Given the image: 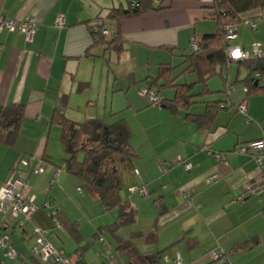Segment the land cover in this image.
<instances>
[{"label":"crops","instance_id":"0c3cea01","mask_svg":"<svg viewBox=\"0 0 264 264\" xmlns=\"http://www.w3.org/2000/svg\"><path fill=\"white\" fill-rule=\"evenodd\" d=\"M130 1L0 0L1 16L21 22L31 18L37 25L30 41L18 30L0 32V114L10 105H21L25 111L15 145H0V190L22 158L34 157L33 167L44 164L42 174L26 180L25 194L39 206L33 223L50 230L57 249L76 264H104V246L95 238L94 246L89 245L84 225L88 212L107 211L95 193L84 196V184L65 170L56 149L61 129L50 121L56 113L77 123L97 119L111 125L124 120L135 156L119 163L121 196L136 213L134 224L144 225L131 233L141 240L131 237L139 253L150 264H175L178 255L182 264H221L211 256L221 250L231 264H264V190L245 193L263 177L264 161L258 164L250 155L233 152L262 138L264 77L255 75V86L262 91L248 95L244 91L248 71L232 62L222 76L208 81L209 94L195 100L188 111L172 114L162 104H150L140 95V89L150 88L147 80L156 78L163 65H172L178 76L185 56L192 53V42L215 34L219 27L211 17L212 0H167L160 11L110 19L113 10L127 11ZM60 18L65 21L62 28L56 26ZM244 18L255 20L257 29L239 24L232 46L253 55V46L258 45L264 57V10ZM96 24L98 31L93 29ZM101 29L118 34V43L111 46L113 37L106 38ZM196 80L187 75L177 84ZM230 84L239 88L225 95ZM152 91L161 101L175 98L174 89ZM200 91L198 87L195 92ZM218 101L226 107L211 125L199 129L188 119V114L203 115L207 104ZM243 103L249 123L238 110ZM216 154L226 159L218 160ZM19 171L26 168L19 166ZM213 175L216 179L210 183ZM140 185L149 191L147 196L130 193L131 187ZM109 226L100 223L94 233ZM1 232L11 236L26 264H53L32 256L35 241L29 230L8 223ZM110 247L120 264H135ZM0 264L22 261L7 258L0 249Z\"/></svg>","mask_w":264,"mask_h":264},{"label":"trees","instance_id":"16d2710c","mask_svg":"<svg viewBox=\"0 0 264 264\" xmlns=\"http://www.w3.org/2000/svg\"><path fill=\"white\" fill-rule=\"evenodd\" d=\"M155 7L151 0H132L129 2L127 11L117 9L110 14V19L120 21L123 18L144 14L148 11H160L164 8ZM213 7L211 17L217 22L218 30L215 34H207L195 42L197 51L185 56L182 65L185 68L178 76H174L176 68L172 65H163L158 76L147 80L149 89H156L157 92L174 89L175 98L172 101H161L172 114H180L188 111L195 100L206 97L208 81L215 76H222L228 64V45L225 41L226 29L231 26H238L246 19L244 15L252 11H263L264 0H212ZM99 24L94 28H99ZM103 30V29H101ZM108 42L111 46L119 41L118 34ZM101 43H105L100 38ZM248 71V77L244 84L248 89V95L262 91L255 86V75L264 77V57L250 58L247 61L239 62ZM187 75H195L197 80L194 83L177 84L178 81ZM201 91L196 93V88ZM227 94V90L224 91ZM159 98V97H158ZM153 105V104H152ZM225 102L209 103L203 115L188 114L187 117L194 122L199 129L211 125L217 114L225 109ZM24 107L21 105H10L4 108L0 114V145L13 146L16 143L21 122L24 118ZM51 126H58L61 129V143L67 155L65 159V170L73 177L87 185L89 190L95 193L101 206L107 212L118 210V221L106 228L98 230L94 238L98 240L105 231H110L118 240V251L123 256L133 258L135 264H150L149 258L141 255L130 239H124L117 234L124 226L136 222L137 216L129 203L122 199L123 180L119 172V163L122 159L133 158V150L130 140L131 131L124 120L108 125L103 121L92 119L83 123H77L56 113L50 121ZM83 155V159L80 156ZM68 256V255H67Z\"/></svg>","mask_w":264,"mask_h":264},{"label":"built area","instance_id":"2783aa9c","mask_svg":"<svg viewBox=\"0 0 264 264\" xmlns=\"http://www.w3.org/2000/svg\"><path fill=\"white\" fill-rule=\"evenodd\" d=\"M155 7H162L165 0H151ZM245 25L249 26L250 29H257V22L255 20H245L243 22ZM65 21L60 18L56 26L59 28L64 27ZM37 25L31 19L28 18L26 21L21 22L14 19H8L0 15V32L8 31L15 32L20 31L26 35L27 39L30 41L36 31ZM98 31V28H94ZM102 35L106 38L113 37L114 35L107 31L101 30ZM237 38V26H231L226 29L225 41L228 45V64L232 62H243L250 58H262L263 56L259 52L258 45L253 46V55H251L247 50L236 48L232 46V42ZM191 49L193 51L198 50V46L195 40L192 42ZM239 86L230 84L227 86V94L231 95L235 92ZM245 93H248V89L244 88ZM141 96L148 100L150 104H156L159 102V98L156 92L145 90L141 91ZM239 112H241L249 123L251 118L247 112L246 103H243L238 107ZM233 152L242 155H250L253 160L258 164H262L264 161V132L262 138L250 142L248 144L239 145ZM218 160H225L226 155L216 154ZM35 158H22L14 166L9 180L6 182L4 187L0 190V249L5 252V256L9 259H20L22 264H26L28 260L25 255L17 252L11 244V236L8 233H2L1 231L7 226L8 223L15 224L20 229L29 230L32 235L35 245L32 249V256L40 258L44 263L53 264H76L73 259L67 256L64 252L57 249L55 243L51 238V231L41 226L35 225L33 223V215L39 209V206L35 202L34 197L27 196L25 194L26 180L30 175H40L45 171V165L41 164L37 167H33V162ZM19 166L26 168V172L21 173L19 171ZM191 165L187 164L185 166L186 170L191 169ZM58 176V175H57ZM216 179V175L209 178V182L213 183ZM264 190V175L261 179L251 183L245 189L247 194H255L259 191ZM131 194H137L139 196L145 197L149 194L147 188L143 185L133 186L129 189ZM192 194L187 196V200L191 199ZM240 198L238 201H241ZM98 242L104 246L101 256L104 260V264H120L114 252L112 251L108 241L101 235L98 238ZM213 260L222 262V264H231L227 254L221 250L213 251L211 253ZM166 260L169 259L166 257ZM93 264V263H86ZM175 264H182V259L178 255L175 259Z\"/></svg>","mask_w":264,"mask_h":264},{"label":"rangeland","instance_id":"374dc122","mask_svg":"<svg viewBox=\"0 0 264 264\" xmlns=\"http://www.w3.org/2000/svg\"><path fill=\"white\" fill-rule=\"evenodd\" d=\"M145 90H147V87H146V89H144V88L140 89V91H145ZM140 91H138V92H140ZM140 95H141V92H140ZM116 118H117V116H113V120L116 119ZM108 121H110V120H108ZM137 122L138 121H136V127H138V123ZM139 137H138V139H142L143 138V136H141V135ZM59 143L56 145V149L58 150V154H60V156L62 155L61 159H62V161H64L66 159V153L64 151V147H63L62 143L61 142H59ZM51 147H53V146H51ZM80 159L81 160L83 159V155L80 156ZM83 184H84L85 188L88 190V191L86 190L83 193V195L85 196L91 191L89 190V188L87 187V185L85 183H83ZM87 215H88L87 216L88 219L85 220L86 223L84 225V228L86 230H84V231H85L86 237L89 239V245L90 246H94L93 239H94V234H95L94 233L95 228H97L100 225V223L103 226L112 225L118 219V211H111V212H107V213L103 212L102 215L101 214L99 215L97 213L94 214V210H93L91 212H88ZM91 221H92V224H91ZM136 227H140V228L144 227L143 222H141L139 225L133 224V225L124 226L121 229H119L117 234L119 236H121V235L128 236L130 238V241H131V237H132L131 233H132V231H134V229L136 230ZM104 228H106V227H104ZM101 236L104 237L108 241V244H110V246H112L115 251H117V249H118V240H117V238L114 236V234L112 232L107 231ZM53 238H54V236H53ZM132 238L136 242H140L141 241L138 236H133ZM220 263L222 264V262H220Z\"/></svg>","mask_w":264,"mask_h":264}]
</instances>
